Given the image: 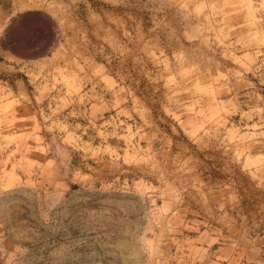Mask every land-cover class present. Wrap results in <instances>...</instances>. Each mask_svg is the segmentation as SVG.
Masks as SVG:
<instances>
[{
  "label": "rangeland",
  "instance_id": "rangeland-1",
  "mask_svg": "<svg viewBox=\"0 0 264 264\" xmlns=\"http://www.w3.org/2000/svg\"><path fill=\"white\" fill-rule=\"evenodd\" d=\"M113 2L0 0V55L8 49L23 54L30 45L29 35L51 39L50 33L42 32L45 9L63 11L66 35L97 49L82 37L90 28L87 12L121 9ZM128 2L127 8L136 7V0ZM77 19L82 25L76 24ZM258 22L264 33V18L259 16ZM127 30L115 29L110 45H102L114 56L115 65L135 53L138 42ZM215 43L211 46L215 51L223 48ZM98 50L91 60L100 63L105 51ZM39 53L41 49L34 55ZM1 64L7 63L0 56ZM248 64V59L237 62ZM256 67L241 75L227 73L231 89L226 84L219 90L220 98L237 97L235 121L242 120L237 124L242 131H248L250 117V130L264 131V49L259 48ZM3 69L0 66V83H12ZM219 77L222 81L223 75ZM9 125V116L2 114L0 264H264V134L235 140L239 149L234 164L195 150L200 144L194 139L192 151L179 155L170 172L162 152L169 139L148 138L137 120L129 122V137L121 138L114 126L113 138L84 136L79 145L61 130L44 131L37 154L34 134L16 137ZM114 125H120L116 119ZM255 152L263 158L252 169L244 167L241 157ZM221 190L236 197V209H221L230 199L221 201Z\"/></svg>",
  "mask_w": 264,
  "mask_h": 264
},
{
  "label": "crops",
  "instance_id": "crops-1",
  "mask_svg": "<svg viewBox=\"0 0 264 264\" xmlns=\"http://www.w3.org/2000/svg\"><path fill=\"white\" fill-rule=\"evenodd\" d=\"M112 1L121 4V9L87 12L90 28L83 30L82 37L103 52L102 45H110L115 29H128V36L138 43L135 53L122 57L121 64H113L115 58L107 51L100 55L102 62L91 60L97 57V49L66 35L63 11L46 9L42 32L50 33L51 39L29 35L30 45L23 54L8 49L0 55L7 63L0 66L12 81L0 83V116H9L8 129L13 134L17 131L15 136L20 138L33 133L37 139L33 153L37 154L42 145L38 138L44 131L61 130L79 145L84 136L113 138L114 126L121 138L129 137L133 119L148 138L169 139L162 152L170 172L177 167L179 155L192 151L194 139L200 147L193 148L200 153L217 154L230 164L238 162L239 143L234 141L259 138L264 131L250 130L251 117L246 122L248 131L237 127L242 122L235 121L238 99L220 98L219 90L227 88L226 84L231 89L225 81L227 73L241 75L257 68L259 48L264 49L258 22L259 16L264 18V0H136L132 9L126 7L129 0ZM82 23L77 19L76 24ZM215 42L223 48L215 51L211 47ZM39 49L41 53L34 55ZM247 59L248 65H237L238 60ZM229 63L233 64L230 69ZM115 119L119 126L114 125ZM259 158L263 154L255 152L239 161L252 169ZM226 196L218 192L221 201ZM228 197L222 203L224 211L238 205H233L236 197Z\"/></svg>",
  "mask_w": 264,
  "mask_h": 264
}]
</instances>
